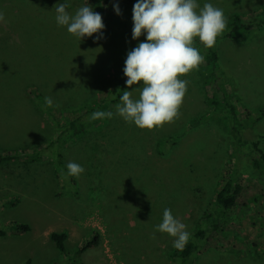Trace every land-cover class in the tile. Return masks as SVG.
<instances>
[{"label":"rangeland","instance_id":"obj_1","mask_svg":"<svg viewBox=\"0 0 264 264\" xmlns=\"http://www.w3.org/2000/svg\"><path fill=\"white\" fill-rule=\"evenodd\" d=\"M63 2L0 0L7 21L0 22V156L15 157L0 162V264H179L174 238L155 231L164 209L191 236L236 169L238 205L192 264H264V165L258 172L250 160L251 142L264 153V25L256 24L264 0H197L223 9L227 21L213 47L225 95L216 111L203 62L180 77L187 92L174 122L140 129L116 114L119 99L111 119L69 140L45 110L67 119L103 100L146 36L132 39L126 0H67L68 12L90 6L105 25L79 40L56 22L54 6ZM235 16L248 30L229 34ZM69 161L85 169L78 178L67 174ZM15 223L29 231L11 232ZM51 233L66 234L65 253ZM94 233L97 245L79 253Z\"/></svg>","mask_w":264,"mask_h":264},{"label":"clouds","instance_id":"obj_2","mask_svg":"<svg viewBox=\"0 0 264 264\" xmlns=\"http://www.w3.org/2000/svg\"><path fill=\"white\" fill-rule=\"evenodd\" d=\"M54 7L57 24L66 26L67 32L79 40L102 33L105 27L101 14L90 6H82L74 14L67 11V0ZM114 11L120 15L118 5H114ZM0 22L7 23L3 12ZM132 23V39L145 35L146 40L127 53L123 73L126 88L132 90L122 92L121 103L115 105L116 114L125 122L151 131L179 119L188 84L180 77L197 70L204 62L199 49L193 46L195 39L205 48H213L227 21L223 9L211 3L200 7L197 0H137L132 9ZM138 84L141 86L133 87ZM44 101L49 107L53 105L49 96ZM112 117L111 111H96L89 120ZM66 167L67 174L76 178L85 171L74 161H69ZM186 228L171 209L165 208L162 223L155 231L174 238L173 247L183 251L190 237Z\"/></svg>","mask_w":264,"mask_h":264},{"label":"trees","instance_id":"obj_3","mask_svg":"<svg viewBox=\"0 0 264 264\" xmlns=\"http://www.w3.org/2000/svg\"><path fill=\"white\" fill-rule=\"evenodd\" d=\"M126 1L128 3H132L133 5L137 3V0H126ZM117 4H119V2ZM259 13H261L262 16L264 17V6L257 14ZM256 24L264 25V20L263 21L257 20ZM241 28L244 29L243 31L248 30V27H246L245 23L242 22L238 16H235L230 24L229 34L239 31ZM196 40L198 41L197 48L199 49V51H201L204 57V66L208 71L210 97L212 104L215 107V105H219L221 101H223L225 98L223 91L224 86L221 85L222 80L220 79V75H219V63H218L217 51L216 48L215 49L205 48L199 42L198 38H196L195 41ZM124 79H126L125 76L123 79L117 80L113 85L112 89L108 92V95L101 101L95 102L93 104H89L88 110L85 112L76 111L75 113H73V116H70L67 119L58 118V116L55 115L51 109L50 110L46 109L45 113H47L46 115H48L52 123L57 128L61 129V137L62 136L66 137V139L64 140L75 138L78 135L82 134L87 129L90 130L94 127L99 128L101 122H103L104 119L90 121L89 117L93 112L96 111L107 112L108 109H110L111 105H113L114 103L117 102V100L120 99L121 93L123 92L124 89V83H123ZM220 90L223 92L222 99L218 98V95H220ZM214 111H216V107L214 108ZM56 142L58 143L57 145L61 143L60 137H58ZM238 142L241 145L246 144L242 142L241 139H239ZM53 144L54 143H51V146H53ZM250 144L252 149L257 154L256 157L250 159L251 166L258 172H260L259 168L264 165V153L258 148L257 142H251ZM54 153H56L55 156L59 157V153L57 151ZM14 158L15 157L10 154L5 156H0V162L10 161ZM237 172L238 169L235 170L234 174H230L228 178L225 179L223 178L221 180L219 190L215 194L213 211L204 216V219L200 227L189 237V241L185 246L184 250L176 251L172 254L173 258L179 261V264H192L193 260L195 259L194 257H196L201 252V249L208 242L209 238H211L212 236H216L219 234L220 231L225 230L229 222L225 214L226 212L233 211L236 209L240 195L243 190L242 185L236 182L237 181L236 178L238 177ZM10 229L11 232H15V233L29 231V227L27 225L18 224V223L12 224V226H10ZM5 234H6L5 230H0V236H5ZM50 239L60 252L62 253L66 252L64 246V242L66 240L65 233H51ZM97 242H98V235L94 233L93 235H91L90 240H88L85 244H83L82 247H80L78 252L80 253L88 248L96 246Z\"/></svg>","mask_w":264,"mask_h":264}]
</instances>
